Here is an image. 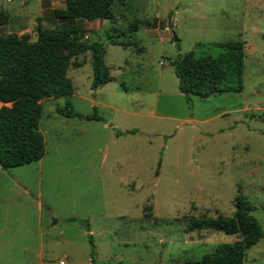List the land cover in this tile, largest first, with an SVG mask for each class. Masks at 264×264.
I'll return each instance as SVG.
<instances>
[{"label":"rangeland","instance_id":"1","mask_svg":"<svg viewBox=\"0 0 264 264\" xmlns=\"http://www.w3.org/2000/svg\"><path fill=\"white\" fill-rule=\"evenodd\" d=\"M65 5L0 0V31L36 39L39 25L68 23L55 13ZM113 10L74 20L81 40L105 43L112 80L94 88L91 51L73 57L74 93L42 101L45 155L0 166V264H187L240 238L188 228L192 217L232 216L238 194L264 229V0H119ZM229 40L245 42L243 89L189 100L172 60L218 56L213 43ZM67 99L105 119L58 113ZM244 264H264V238Z\"/></svg>","mask_w":264,"mask_h":264},{"label":"trees","instance_id":"2","mask_svg":"<svg viewBox=\"0 0 264 264\" xmlns=\"http://www.w3.org/2000/svg\"><path fill=\"white\" fill-rule=\"evenodd\" d=\"M116 1L119 0H65V7L56 9L55 13L60 20L68 23L54 28L39 25L36 39H31L28 35L0 31L2 168L38 161L45 155L46 143L40 130L42 101L74 93L73 80L67 74L73 57L91 51L94 88L112 80L110 67L105 60V43L100 39L91 42L81 40L82 31L74 20L115 19L113 4ZM137 28V24L133 23L129 29L136 31ZM213 44L223 48L218 56L197 57L193 50L172 60L175 74L179 78V89L189 100L191 94L207 98L216 93L243 89L245 42L229 40ZM57 111L68 117L105 119L96 107L92 114L77 112L70 99ZM235 208L232 216L189 219L188 228L191 230H223L230 234H239L240 238L233 242L219 243L213 251L205 253L200 259L189 260L187 264H244L247 251L264 238V229L252 213L254 207L244 194L235 197ZM82 222L90 230V221L86 219ZM89 237L91 254L94 256L95 243L91 234Z\"/></svg>","mask_w":264,"mask_h":264},{"label":"water","instance_id":"3","mask_svg":"<svg viewBox=\"0 0 264 264\" xmlns=\"http://www.w3.org/2000/svg\"><path fill=\"white\" fill-rule=\"evenodd\" d=\"M168 28L171 29V30H173V24H172V20H171V18H170V21H169V23H168ZM173 34H174V38H175V40L178 42V41H179V38L176 36V34H175L174 31H173Z\"/></svg>","mask_w":264,"mask_h":264}]
</instances>
